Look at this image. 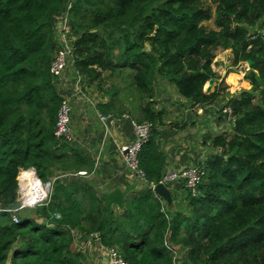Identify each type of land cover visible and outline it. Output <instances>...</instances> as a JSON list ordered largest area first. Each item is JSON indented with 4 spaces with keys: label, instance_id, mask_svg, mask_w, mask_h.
Wrapping results in <instances>:
<instances>
[{
    "label": "trees",
    "instance_id": "1",
    "mask_svg": "<svg viewBox=\"0 0 264 264\" xmlns=\"http://www.w3.org/2000/svg\"><path fill=\"white\" fill-rule=\"evenodd\" d=\"M211 4H71L72 76L103 81L105 73L127 69L130 86L146 101L137 123L153 125L138 156L145 189L124 199L117 214L113 197L98 196L89 176L91 155L54 135L65 99L64 77L50 72L59 49L54 26L69 0H0V264H87L74 249V233L97 236L107 249L116 247L127 264H264V40L258 33L264 26V0ZM212 19L216 28L209 29L204 22ZM220 49L232 51V66L252 61L245 76L251 88L224 104L233 111L232 134L215 133L211 155L196 164L205 171L197 195L180 184L183 194L164 206L153 191L167 160L155 138L166 117L152 107L156 81H168L193 105H212L226 89L222 81L212 93L204 92L208 81L219 78L212 65ZM110 105L101 103L99 109L108 113ZM31 168L42 181L53 170L88 176L56 179L48 202L14 212L20 205L19 181L36 176ZM166 235L184 250L180 262L165 244Z\"/></svg>",
    "mask_w": 264,
    "mask_h": 264
},
{
    "label": "crops",
    "instance_id": "2",
    "mask_svg": "<svg viewBox=\"0 0 264 264\" xmlns=\"http://www.w3.org/2000/svg\"><path fill=\"white\" fill-rule=\"evenodd\" d=\"M65 75L63 95L70 100L72 107V145L91 155L94 171L89 176L95 180L98 196L104 199L106 196L113 197L112 207L119 214L122 212L120 205L124 199L138 196L145 189V183L134 176L126 166L120 148L135 141L134 125L141 119V108L146 101L138 98V104L132 108L130 97L122 100L119 95H109L99 102L85 96L83 92L73 97L68 90L72 74ZM224 82L227 83V80ZM207 86L205 85L204 92ZM216 86L217 81L214 80L212 92ZM227 86L226 92H230L232 86L230 83ZM155 88L156 95L152 107L166 112L164 124L157 129L155 138L161 152L167 157L164 167L167 174L205 161L212 153L211 139L215 133L223 134L225 131V117H219L224 93L216 103L203 107L183 99L174 85L166 80L156 81ZM101 103L111 104L106 108L108 113L99 109ZM100 114L110 115L107 128L101 122ZM78 174L80 176L73 175L76 178L72 181L88 176L80 172ZM180 184L177 182L168 186L173 201L175 195L183 194ZM161 201L164 206L169 205L162 198ZM87 241L88 244L94 243L103 248V245L93 238Z\"/></svg>",
    "mask_w": 264,
    "mask_h": 264
},
{
    "label": "rangeland",
    "instance_id": "3",
    "mask_svg": "<svg viewBox=\"0 0 264 264\" xmlns=\"http://www.w3.org/2000/svg\"><path fill=\"white\" fill-rule=\"evenodd\" d=\"M208 4H211V0H205ZM212 5V9L215 10V5ZM67 11L61 12L59 15H57V18H60L58 20V24H55V28L57 31L55 32V42L58 44L59 48L65 44L68 46L72 44L73 38L71 37V33H67L69 30V27L67 25L63 26L62 22L65 21V13ZM68 20V16L66 18ZM62 24V25H61ZM204 24L209 29H214L215 24L213 22V19L210 21L204 22ZM256 29L251 30L254 32ZM65 41V43H63ZM59 50V49H58ZM57 54V53H56ZM56 56V55H55ZM233 63V53L231 50H218L216 52V57L213 61L212 68L217 73V85L220 84L223 81L222 86H225L228 88L227 84H231L232 88L230 92H226V89L223 91L224 93V103H222L219 108V113L222 109L226 108L224 107V104L227 102L230 96V94H233V96L238 95L240 92L249 90L251 88V85L248 81L245 80V76L247 72L250 70V65L247 62H242L238 66H232ZM119 70V69H118ZM122 72V73H121ZM118 75V72H116L113 76H110L109 73H105L103 76L105 80L103 81H89L83 78H79L77 76H71L70 80V86L68 87L69 92L74 95L83 94L85 96H88L92 98V100H95L97 102L101 101L104 98H108L109 95H112L115 90L119 91V97L124 100L128 97L131 99V106L132 108L135 107L138 104V94L133 89L132 86H130V77L128 74L130 71L127 69H123ZM66 73L71 74V69H66V71L63 74V77H66ZM228 76V77H227ZM62 80V79H61ZM224 80H227V83L224 82ZM58 82L60 80L58 79ZM236 84V85H235ZM208 85V83L206 84ZM158 87V86H157ZM159 88V87H158ZM61 93H64V85L61 87ZM212 92V91H211ZM210 92V93H211ZM223 95V94H222ZM219 115V114H218ZM222 115H219V117L222 118ZM224 116V115H223ZM225 117V116H224ZM228 118V117H227ZM226 120V124L224 127L223 135L231 136L232 134V128L234 127V123L232 121H229V118ZM232 126V127H231ZM73 141H69L70 144H73ZM36 172V171H35ZM76 173H64L61 171H54L53 175H51L50 178L46 180H41L43 183L51 182L54 184V181L57 179L61 182H69L72 181L76 176L73 177ZM80 176V175H79ZM25 189L27 188L26 185H24ZM47 188V187H46ZM27 191V190H26ZM53 192V187H52ZM21 196V193L18 192ZM52 194L48 198V201L50 200ZM18 201H20V197L18 198ZM28 208H34V207H28ZM36 217L35 215H33ZM56 217H60L59 215H56ZM75 235V245L74 249L77 251L82 252L85 255L87 264H110L107 261V250L103 247H97L94 243L88 244V241L86 238L82 237L80 233H74ZM98 242L101 243L100 239H97ZM165 244L170 248L171 252L174 256V261L180 262L182 259H184V250H180L179 246H175L171 244V241L169 240L168 236L166 235ZM116 248V247H115Z\"/></svg>",
    "mask_w": 264,
    "mask_h": 264
},
{
    "label": "built area",
    "instance_id": "4",
    "mask_svg": "<svg viewBox=\"0 0 264 264\" xmlns=\"http://www.w3.org/2000/svg\"><path fill=\"white\" fill-rule=\"evenodd\" d=\"M72 2L73 0H69L67 12L65 13V21L62 22L63 26L67 25L69 27V30L67 31L68 34L70 33V26H69V20H67L66 18L68 16V11L71 8ZM258 33L259 35H261V37L264 40V26H262L259 29ZM63 43H65V41H63ZM71 46L72 45L68 46L67 44H65L61 46L59 50L57 51V54L54 60L52 61L51 67H50V72L53 74L54 77L62 78L66 69L69 66H71V63H72L70 59L72 55ZM222 113L225 116V118L227 117L229 118V121H233V111L230 107L224 108L222 110ZM99 116H100L101 122L103 123V125H105V128H107L106 125L109 122L110 115L100 114ZM71 121H72V107L70 104V100L65 98L62 101L60 108L58 110V113H57L55 130H54V135L56 138L67 140L68 142L73 141ZM152 128H153V125L150 122L136 123L134 125V133H135V138H136L135 141L127 146H122L120 148V151L122 152L124 156L125 164L128 167V169L131 171L132 174H134V176H136L138 179H140L144 183L146 182V176H145L144 171L139 166L138 156H139V153L143 145L146 142H148V140L150 139V136L152 134ZM30 170H32L37 176V173L35 172L33 168H31ZM80 174L85 175L86 173L80 172ZM204 174H205V171L203 168H201L198 165H191L181 171L172 172V173L167 174L164 183L167 186L177 183V182L184 184L185 187L191 192L192 196H196L197 189L202 182V178L204 177ZM39 180L41 181L40 178ZM41 183H42V186H45V185L48 186V190L47 192H45L46 193L45 195L42 191V196H40L41 194L39 192V194H36V197H35V196L27 195L26 189L22 188L21 183L19 181V187H20V193H21L20 201H19L20 205L17 209L13 210L14 212L22 210L24 208H28V207L40 206L48 202V198L52 194L53 184L51 182L43 183L42 181ZM13 221L15 223L19 222V218L16 216H13ZM93 239L97 240L98 237L94 236ZM107 261L110 264H127L125 259L120 254L119 250L115 247L107 249Z\"/></svg>",
    "mask_w": 264,
    "mask_h": 264
},
{
    "label": "water",
    "instance_id": "5",
    "mask_svg": "<svg viewBox=\"0 0 264 264\" xmlns=\"http://www.w3.org/2000/svg\"><path fill=\"white\" fill-rule=\"evenodd\" d=\"M247 63L251 65L252 61L249 60L247 61ZM213 85H214V80L208 81V86L205 88V92L210 93L212 91ZM166 176H167V171L163 169L161 173L160 183L153 188V191L157 196H159L160 198L165 200L169 205H171L173 204V198H172L171 190L164 183Z\"/></svg>",
    "mask_w": 264,
    "mask_h": 264
},
{
    "label": "bare ground",
    "instance_id": "6",
    "mask_svg": "<svg viewBox=\"0 0 264 264\" xmlns=\"http://www.w3.org/2000/svg\"><path fill=\"white\" fill-rule=\"evenodd\" d=\"M25 173H29V172H25ZM30 174H32V173H30ZM32 175L34 177H28V178H26L24 180V182H22V179H21V183H22L23 189H25L24 185H26L27 186V188H26L27 195H29V196H35L36 197V194H39V192L41 194L40 196H42V191H43V193L45 195L46 194L45 192H47V190H48L47 189L48 186H46V185L42 186V183L39 180V178L36 177L34 174H32ZM41 188H42V190H41Z\"/></svg>",
    "mask_w": 264,
    "mask_h": 264
},
{
    "label": "clouds",
    "instance_id": "7",
    "mask_svg": "<svg viewBox=\"0 0 264 264\" xmlns=\"http://www.w3.org/2000/svg\"><path fill=\"white\" fill-rule=\"evenodd\" d=\"M196 165V164H195ZM156 185H154V187H155ZM167 186V185H166ZM168 187V186H167ZM107 249V248H106Z\"/></svg>",
    "mask_w": 264,
    "mask_h": 264
}]
</instances>
